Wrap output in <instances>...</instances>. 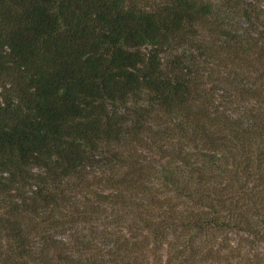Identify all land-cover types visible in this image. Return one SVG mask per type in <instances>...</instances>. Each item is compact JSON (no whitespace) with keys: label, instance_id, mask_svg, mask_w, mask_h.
<instances>
[{"label":"trees","instance_id":"1","mask_svg":"<svg viewBox=\"0 0 264 264\" xmlns=\"http://www.w3.org/2000/svg\"><path fill=\"white\" fill-rule=\"evenodd\" d=\"M230 12L0 0V264H264V36Z\"/></svg>","mask_w":264,"mask_h":264},{"label":"rangeland","instance_id":"2","mask_svg":"<svg viewBox=\"0 0 264 264\" xmlns=\"http://www.w3.org/2000/svg\"><path fill=\"white\" fill-rule=\"evenodd\" d=\"M127 1L130 4H134L137 7L150 10V9H155L157 6L161 5L167 0H127ZM205 1H208L212 5H214L216 10L218 11V14L214 13L212 17L209 16L208 18L209 22L217 20L219 23H221L220 25L222 27L229 28L228 26V21H229L232 24L231 29L238 30V32H240L242 29L244 30V28L246 29L247 23H245L242 20L239 14L230 11L233 10L236 12V9L239 8L240 6L248 7L253 12L252 14H256V18H254L255 19L254 26L250 29L251 33L255 38L257 37L262 38L258 36L259 33L256 31L263 30V36H264V0H205ZM205 27H207L206 23H205ZM204 29H205L204 30L205 36L210 37L211 34V36H214L212 38H215V35L212 32L209 33L208 29L206 28ZM86 228L87 226L84 227L85 231ZM64 234H68L67 231ZM64 234L57 235L55 236V238L59 240L61 236L64 237ZM211 241H214V238H211ZM250 250H252L251 252L253 253L256 252L254 249H250ZM260 250H262V248ZM156 257L157 255L149 254L148 256L149 264H155ZM262 257L263 256H261L260 258ZM231 264H253V262L248 263L247 260L236 259V261H232Z\"/></svg>","mask_w":264,"mask_h":264}]
</instances>
